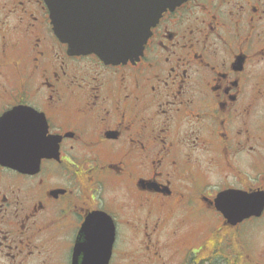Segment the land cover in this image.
Here are the masks:
<instances>
[{"label":"flooded vegetation","instance_id":"flooded-vegetation-1","mask_svg":"<svg viewBox=\"0 0 264 264\" xmlns=\"http://www.w3.org/2000/svg\"><path fill=\"white\" fill-rule=\"evenodd\" d=\"M0 154V264H264V210L217 201L264 191V0H186L119 64L0 0Z\"/></svg>","mask_w":264,"mask_h":264},{"label":"water","instance_id":"water-1","mask_svg":"<svg viewBox=\"0 0 264 264\" xmlns=\"http://www.w3.org/2000/svg\"><path fill=\"white\" fill-rule=\"evenodd\" d=\"M183 1L46 0L55 32L63 42L69 44L70 50L75 53H95L107 63L138 58L151 28L163 12ZM9 155V158H15L12 164L19 167L18 157ZM4 157L7 154H0V160H5ZM217 201L225 206L224 211L238 213L236 220H240L263 210L264 192L227 190L219 194Z\"/></svg>","mask_w":264,"mask_h":264}]
</instances>
